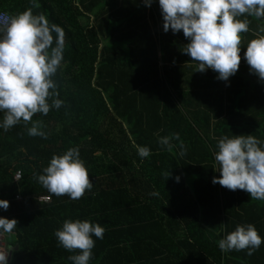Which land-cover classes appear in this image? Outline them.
I'll return each instance as SVG.
<instances>
[{
  "label": "trees",
  "instance_id": "1",
  "mask_svg": "<svg viewBox=\"0 0 264 264\" xmlns=\"http://www.w3.org/2000/svg\"><path fill=\"white\" fill-rule=\"evenodd\" d=\"M35 3L40 7L0 0V11L14 17L31 8L63 28L64 59L53 80L64 103L32 117L47 138L29 135L23 121L0 128V200L9 202L0 218L18 221L7 233L8 264H73L68 257L79 251L69 252L54 235L65 220L105 229L103 239L93 236L89 264H264V242L251 256L218 247L237 225H254L264 241V201L212 183L221 176V138L253 135L264 148V80L255 74L223 81L212 69L197 71L183 52L190 43L183 31L159 29L158 0L151 7L144 0ZM239 19L249 27L241 33L244 72L247 45L264 35V18ZM176 133L171 150L159 143ZM133 143L150 155L142 159ZM70 148L79 149L93 184L79 200L57 197L36 179L53 155Z\"/></svg>",
  "mask_w": 264,
  "mask_h": 264
},
{
  "label": "clouds",
  "instance_id": "2",
  "mask_svg": "<svg viewBox=\"0 0 264 264\" xmlns=\"http://www.w3.org/2000/svg\"><path fill=\"white\" fill-rule=\"evenodd\" d=\"M152 2L144 0L147 7H151ZM158 2L163 30L173 33L182 30L184 37L190 40L183 52L198 62L197 71L212 69L223 81H228L238 71L241 33L249 31L248 20L239 17L264 18V0ZM32 7L40 5L33 0ZM0 32L3 33L0 36V112L3 113L0 128L8 131L23 121L25 125L31 124L29 135L47 138L42 131V121L33 122L32 117L37 113L47 115L64 103L58 98V85L53 77L64 59L65 32L59 25L50 24L43 13L33 14L31 8L10 18ZM245 59L250 71L264 80V35L248 43ZM172 139L178 140L179 134L161 137L159 143L171 150ZM133 147L142 159L150 155L146 146L133 143ZM215 160L221 176L214 177L213 184L231 191L243 190L251 199L264 201V148L259 139L253 135L224 136L218 142ZM164 175L167 179L171 173ZM36 179L49 193L57 197L67 195L72 200L81 199L93 187L78 148L53 155L43 174ZM179 179L177 176L176 181ZM0 208L7 210L9 202L0 200ZM17 223L16 219L0 218V231L11 233ZM104 232L98 223L65 220L54 235L69 252L79 251L68 257L73 264H89L95 246L93 236L103 239ZM262 242L254 225H237L235 231L218 241V247L223 252L248 249L247 255L251 256ZM8 256L9 252L0 250V264H8Z\"/></svg>",
  "mask_w": 264,
  "mask_h": 264
},
{
  "label": "built area",
  "instance_id": "3",
  "mask_svg": "<svg viewBox=\"0 0 264 264\" xmlns=\"http://www.w3.org/2000/svg\"><path fill=\"white\" fill-rule=\"evenodd\" d=\"M11 15H9L7 12H3L1 11L0 12V28H3L4 25L7 23L8 20H10ZM3 33L0 32V36H2ZM21 178V172L20 170H17L15 173H14V180L15 181H19ZM15 199L16 200H20L21 197L20 195H17L15 196ZM38 201L41 202V203H47L49 202V197L48 196H39L38 197ZM9 236V235H8ZM7 233H0V248H3V251L5 252H9L7 251L6 247H7ZM10 255V254H9ZM8 260H9V256H8Z\"/></svg>",
  "mask_w": 264,
  "mask_h": 264
},
{
  "label": "crops",
  "instance_id": "4",
  "mask_svg": "<svg viewBox=\"0 0 264 264\" xmlns=\"http://www.w3.org/2000/svg\"><path fill=\"white\" fill-rule=\"evenodd\" d=\"M2 11V10H1ZM0 11V12H1ZM4 12V11H3ZM156 20H158V27H159V29L161 30V31H163V32H165L164 30H163V23H164V21H163V16L162 17H156ZM165 33H167V32H165ZM242 58H244V57H242ZM245 60V59H244ZM239 74H242V76H238ZM240 77V78H242V77H253V76H255V74L254 73H252L251 71H237L234 75H233V77ZM231 78V77H230Z\"/></svg>",
  "mask_w": 264,
  "mask_h": 264
},
{
  "label": "rangeland",
  "instance_id": "5",
  "mask_svg": "<svg viewBox=\"0 0 264 264\" xmlns=\"http://www.w3.org/2000/svg\"><path fill=\"white\" fill-rule=\"evenodd\" d=\"M8 238L11 239V236H10V237L8 236ZM6 241H7V240H6ZM0 250H3V248H0Z\"/></svg>",
  "mask_w": 264,
  "mask_h": 264
}]
</instances>
